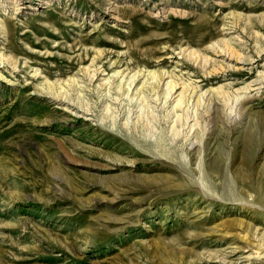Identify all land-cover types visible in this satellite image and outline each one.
I'll return each instance as SVG.
<instances>
[{"label": "rangeland", "instance_id": "obj_1", "mask_svg": "<svg viewBox=\"0 0 264 264\" xmlns=\"http://www.w3.org/2000/svg\"><path fill=\"white\" fill-rule=\"evenodd\" d=\"M0 264H264V0H0Z\"/></svg>", "mask_w": 264, "mask_h": 264}, {"label": "bare ground", "instance_id": "obj_2", "mask_svg": "<svg viewBox=\"0 0 264 264\" xmlns=\"http://www.w3.org/2000/svg\"><path fill=\"white\" fill-rule=\"evenodd\" d=\"M230 57V56H229ZM104 71V70H103ZM94 73H95V71H94ZM99 73V72H98ZM96 74V73H95ZM136 75V74H135ZM93 76H94V74H93ZM97 76V75H96ZM154 76V75H153ZM134 77H137V75L136 76H134ZM133 78V77H132ZM164 79V78H163ZM93 81V80H92ZM136 82V81H135ZM134 82V83H135ZM133 83V82H132ZM167 84H169V87H170V93L172 92V94L173 95H175L177 92H178V89L179 88H177V86L175 85V84H171V82L170 83H167ZM130 85V84H129ZM133 86V85H132ZM131 87V86H130ZM183 88V87H182ZM186 88V87H185ZM192 89V88H191ZM145 90V89H144ZM189 90V89H188ZM179 94H181V93H179ZM196 95V94H195ZM190 96V95H189ZM192 96H194V95H192ZM177 97V96H176ZM199 97V96H198ZM66 99V98H65ZM170 100V99H169ZM180 100V99H179ZM198 100V99H197ZM62 101V100H61ZM88 110V109H87Z\"/></svg>", "mask_w": 264, "mask_h": 264}]
</instances>
